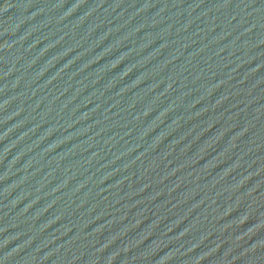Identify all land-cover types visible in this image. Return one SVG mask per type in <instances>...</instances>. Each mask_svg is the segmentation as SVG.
<instances>
[{
	"label": "water",
	"instance_id": "1",
	"mask_svg": "<svg viewBox=\"0 0 264 264\" xmlns=\"http://www.w3.org/2000/svg\"><path fill=\"white\" fill-rule=\"evenodd\" d=\"M0 264H264V0H0Z\"/></svg>",
	"mask_w": 264,
	"mask_h": 264
}]
</instances>
